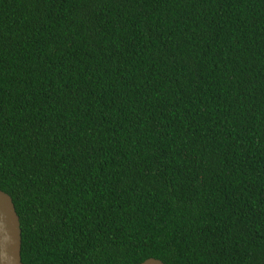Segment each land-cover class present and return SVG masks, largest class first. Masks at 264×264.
Segmentation results:
<instances>
[{
  "label": "trees",
  "instance_id": "16d2710c",
  "mask_svg": "<svg viewBox=\"0 0 264 264\" xmlns=\"http://www.w3.org/2000/svg\"><path fill=\"white\" fill-rule=\"evenodd\" d=\"M0 189L22 264H264V0H0Z\"/></svg>",
  "mask_w": 264,
  "mask_h": 264
},
{
  "label": "water",
  "instance_id": "95a60500",
  "mask_svg": "<svg viewBox=\"0 0 264 264\" xmlns=\"http://www.w3.org/2000/svg\"><path fill=\"white\" fill-rule=\"evenodd\" d=\"M0 264H22L21 227L11 196L0 189ZM134 264H165L149 257Z\"/></svg>",
  "mask_w": 264,
  "mask_h": 264
}]
</instances>
